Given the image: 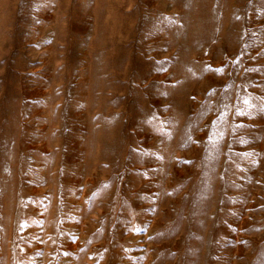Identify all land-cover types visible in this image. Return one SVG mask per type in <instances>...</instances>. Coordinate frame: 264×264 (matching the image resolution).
<instances>
[{
	"label": "rangeland",
	"instance_id": "1",
	"mask_svg": "<svg viewBox=\"0 0 264 264\" xmlns=\"http://www.w3.org/2000/svg\"><path fill=\"white\" fill-rule=\"evenodd\" d=\"M0 264H264V0H0Z\"/></svg>",
	"mask_w": 264,
	"mask_h": 264
}]
</instances>
